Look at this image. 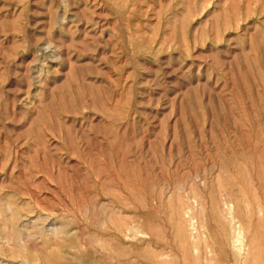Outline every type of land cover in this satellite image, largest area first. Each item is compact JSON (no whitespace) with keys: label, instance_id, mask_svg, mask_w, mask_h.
<instances>
[{"label":"rangeland","instance_id":"374dc122","mask_svg":"<svg viewBox=\"0 0 264 264\" xmlns=\"http://www.w3.org/2000/svg\"><path fill=\"white\" fill-rule=\"evenodd\" d=\"M0 264H264V0H0Z\"/></svg>","mask_w":264,"mask_h":264},{"label":"bare ground","instance_id":"6f19581e","mask_svg":"<svg viewBox=\"0 0 264 264\" xmlns=\"http://www.w3.org/2000/svg\"><path fill=\"white\" fill-rule=\"evenodd\" d=\"M15 230V229H14ZM238 241V240H237Z\"/></svg>","mask_w":264,"mask_h":264}]
</instances>
